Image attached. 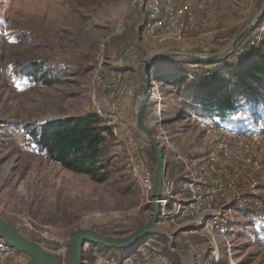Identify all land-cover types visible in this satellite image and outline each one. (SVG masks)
<instances>
[{
  "label": "rangeland",
  "instance_id": "1",
  "mask_svg": "<svg viewBox=\"0 0 264 264\" xmlns=\"http://www.w3.org/2000/svg\"><path fill=\"white\" fill-rule=\"evenodd\" d=\"M183 1L191 2L198 19L205 18L208 24L197 33L173 40L163 34H146L143 26L149 14L140 0H0V215L61 264L68 259L77 230L90 229L106 236L124 238L151 218L152 205L136 178L135 160L132 159L137 150H142L150 168L155 171V154L136 126V113L143 95V73L135 75L129 65L116 67L120 52L127 50L137 58L144 64L143 71L146 64L160 54L217 55L232 46L264 7V0H180ZM201 4L203 10L198 9ZM120 24L123 33L115 36ZM23 30L36 36L31 45L16 43L17 32ZM263 30L264 27L249 33L236 49L222 58L224 62H228L241 45L248 48L257 35L261 34L264 44ZM103 43L106 44L105 67L101 75L116 69L123 72L121 87L125 93L119 105L126 120L116 131L110 130L114 137L112 155L121 170L109 182L98 184L20 146L25 140L22 128L27 122L80 116L92 111V101L105 94L95 84L96 57ZM32 54L54 59L61 67L70 68L71 74L51 87H18L10 64L18 57ZM163 62L166 63H159L152 69L153 77L161 74L162 66L187 67L192 71L200 66L188 65L185 63L188 61L181 58ZM159 82L162 100L170 116L165 126L170 142L180 151L209 154L213 139L205 135L200 122L186 120L183 116L191 114L198 120L204 119L189 111L187 101L178 90L165 86L162 78ZM148 103L147 99L144 120L156 136V119L147 111ZM256 110L257 106L253 104L249 110L252 120L228 118L227 122L235 132L260 131L261 138L255 150L264 168V125L257 124ZM165 151L166 171L170 178H178L181 191L187 175L171 153ZM257 177L263 178L261 173ZM261 198L264 201V195ZM235 218L239 237L220 241V264H264V230L246 223L244 215ZM158 226L172 237V249L176 253H170L167 245L164 248L173 264H183L182 259L184 264H192L197 255L195 245L207 243V239L199 234L181 232L178 225L159 222ZM152 236L162 238L158 234ZM186 240L193 247L187 248ZM121 254L116 250L97 252V255L115 259ZM30 259L29 255L16 251L7 264H28Z\"/></svg>",
  "mask_w": 264,
  "mask_h": 264
},
{
  "label": "built area",
  "instance_id": "2",
  "mask_svg": "<svg viewBox=\"0 0 264 264\" xmlns=\"http://www.w3.org/2000/svg\"><path fill=\"white\" fill-rule=\"evenodd\" d=\"M149 14V22L145 27L147 35H166L173 40H181L207 27L205 18L198 19L191 2L180 0H140ZM198 9L203 10L201 4ZM123 33V25L117 26L115 36ZM103 43L96 57V81L98 88L105 94L95 98L91 103V110L110 130L116 131L126 120L121 111L119 100L124 96L121 83L123 72L116 69L101 75L104 65ZM264 53L261 34L252 39L248 48L239 47V51L227 59L228 66L244 63L249 65L257 55ZM252 59V60H251ZM129 65L135 75L143 73L144 64L130 55L127 50L120 52L115 66L122 68ZM204 71L197 66L189 76L192 80L196 75L211 78L215 73L214 66ZM223 69L218 72H227ZM132 83V82H131ZM161 84L158 77H150L148 91V108L156 119V136L159 145L171 153L186 173L183 188L179 189L178 178L165 176L161 197L158 201L159 218L161 223L174 224L181 227L183 233H195L207 239V243L195 245L197 255L192 264H220V241L228 242L239 237L237 216L244 215V221L249 225H257V229L264 230V168L259 163L255 145L259 143L261 133L235 132L227 122L218 117L201 120L191 114L184 115L186 120L200 124L206 136L212 138L213 147L207 155H196L190 151H180L170 142L165 126L170 117L166 111L161 96ZM253 104L247 99L240 100V106L233 118H251L249 110ZM257 121V119H256ZM261 126L262 122L257 121ZM163 150V151H164ZM165 151V152H166ZM133 171L144 192L148 195V203L153 205L154 172L148 164L145 153L137 150L133 156ZM259 173L263 178H258ZM182 194V195H181ZM181 195L182 197H179ZM162 236V235H160ZM166 240L146 238L136 244L120 259L96 255L94 264H173L168 252L176 253L172 249V237L164 235ZM166 242V243H165ZM186 247H193L187 240ZM229 249V248H228ZM230 250V249H229ZM16 254V250L0 239V264H7ZM65 256L66 253L63 252ZM184 264V261L182 259Z\"/></svg>",
  "mask_w": 264,
  "mask_h": 264
},
{
  "label": "trees",
  "instance_id": "3",
  "mask_svg": "<svg viewBox=\"0 0 264 264\" xmlns=\"http://www.w3.org/2000/svg\"><path fill=\"white\" fill-rule=\"evenodd\" d=\"M148 22L149 18L143 29ZM262 27L264 19L253 32ZM14 39L17 44L31 45L36 36L23 30L17 32ZM165 63L160 62L162 65ZM185 63L194 65L191 62ZM209 66L215 68L211 78L196 75V79L192 80L189 76L192 70L187 67L176 69L163 66L161 74L156 77L162 78L165 86L178 90L187 101L189 111L197 117L202 119L218 117L223 120L233 118L239 109L240 100L245 98L257 106L256 119L261 120L264 125V54L258 55L256 60L246 66H228L221 59L197 67L204 71ZM10 67L17 86L24 89L51 87L61 83L71 74L70 68L61 67L54 59L34 54L18 57L11 62ZM223 69L228 70L225 74L219 75L218 72ZM22 130L25 140L20 146L21 149L34 152L74 175L87 176L93 182L103 184L109 182L121 170L115 164L116 158L112 155L113 134L93 111L80 116L44 122H27ZM151 150L153 151L152 147ZM166 176L170 177L167 171ZM161 239L166 240L165 237ZM98 250L120 251L122 254L119 259L126 255L125 250L88 244L83 250V264H94Z\"/></svg>",
  "mask_w": 264,
  "mask_h": 264
},
{
  "label": "water",
  "instance_id": "4",
  "mask_svg": "<svg viewBox=\"0 0 264 264\" xmlns=\"http://www.w3.org/2000/svg\"><path fill=\"white\" fill-rule=\"evenodd\" d=\"M264 19V7L253 22L239 35L232 46L217 55H192V54H160L153 60H150L143 71V95L136 113V126L145 135L149 145L152 147L157 163L154 171V191L152 194L154 203L152 205V214L150 220L135 233L124 237H110L98 233L90 229H79L74 233L72 243L70 246L69 256L65 264H83L82 255L83 250L88 244L101 245L108 249L127 250L134 247L136 244L151 237L154 234L166 235L158 226L161 222L159 218L158 201L161 197V188L163 180L166 176L165 156L157 139L152 134L149 127L144 120V113L146 110L149 83L152 69L160 62L170 59H185L194 65L211 64L212 62L221 60L224 56L230 54L236 49L243 40L251 33L255 27ZM0 239L7 245L14 248L17 252L27 254L30 256L28 264H61L57 258L48 252L40 244L25 237L20 232L16 231L1 215H0Z\"/></svg>",
  "mask_w": 264,
  "mask_h": 264
},
{
  "label": "crops",
  "instance_id": "5",
  "mask_svg": "<svg viewBox=\"0 0 264 264\" xmlns=\"http://www.w3.org/2000/svg\"><path fill=\"white\" fill-rule=\"evenodd\" d=\"M125 103H126V102H125ZM125 103H124V104H125ZM155 131H156V130H155ZM156 133H157V132H156Z\"/></svg>",
  "mask_w": 264,
  "mask_h": 264
}]
</instances>
